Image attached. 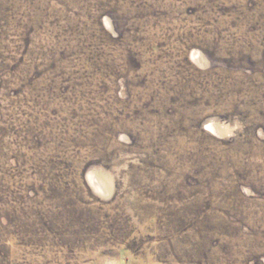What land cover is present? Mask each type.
Segmentation results:
<instances>
[{"label":"rangeland","instance_id":"374dc122","mask_svg":"<svg viewBox=\"0 0 264 264\" xmlns=\"http://www.w3.org/2000/svg\"><path fill=\"white\" fill-rule=\"evenodd\" d=\"M0 264H264V0H0Z\"/></svg>","mask_w":264,"mask_h":264}]
</instances>
